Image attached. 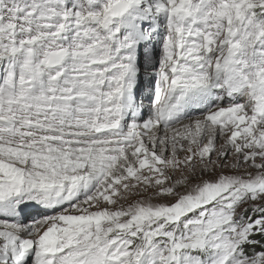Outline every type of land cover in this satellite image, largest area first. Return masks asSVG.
Returning <instances> with one entry per match:
<instances>
[{"label": "snow or ice", "instance_id": "obj_1", "mask_svg": "<svg viewBox=\"0 0 264 264\" xmlns=\"http://www.w3.org/2000/svg\"><path fill=\"white\" fill-rule=\"evenodd\" d=\"M0 264H264V0H0Z\"/></svg>", "mask_w": 264, "mask_h": 264}, {"label": "rangeland", "instance_id": "obj_2", "mask_svg": "<svg viewBox=\"0 0 264 264\" xmlns=\"http://www.w3.org/2000/svg\"><path fill=\"white\" fill-rule=\"evenodd\" d=\"M207 179V177H205Z\"/></svg>", "mask_w": 264, "mask_h": 264}]
</instances>
